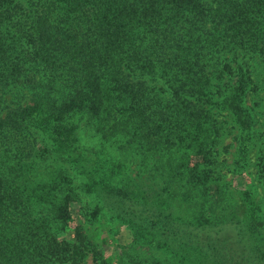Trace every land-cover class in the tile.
Returning <instances> with one entry per match:
<instances>
[{"label":"trees","instance_id":"16d2710c","mask_svg":"<svg viewBox=\"0 0 264 264\" xmlns=\"http://www.w3.org/2000/svg\"><path fill=\"white\" fill-rule=\"evenodd\" d=\"M262 87L264 0H0V264H264L220 151L224 110L246 161ZM80 187L127 257L75 221Z\"/></svg>","mask_w":264,"mask_h":264},{"label":"rangeland","instance_id":"374dc122","mask_svg":"<svg viewBox=\"0 0 264 264\" xmlns=\"http://www.w3.org/2000/svg\"><path fill=\"white\" fill-rule=\"evenodd\" d=\"M21 1L26 2L27 0ZM252 101H256V104L253 105V109L257 122L252 135V143L249 146L246 161L240 162V166H238L236 162V157L238 155L237 147L240 136L238 135V128L233 121L232 115L224 110L220 111V117L224 121V126L226 127L228 134L223 137L220 145V151L221 157L224 158L223 167L225 176L227 178H231L232 185L235 188L250 189L254 199L260 203L262 210L264 211V185L256 178L258 174V159L259 156L264 153V87L258 91V96H254ZM130 166L131 168L134 167L133 165ZM236 168H238L237 171L235 170ZM131 173L135 177V182L152 185V181L149 176L145 179L146 175H142L141 173L138 174L136 169ZM76 183L82 186L78 176H76ZM81 188L82 187H80V201L74 202L71 205L75 221L84 225L86 232L90 235L93 241L104 245L103 252L106 257L110 258L114 262L120 261L123 257H127V255H125L126 251L123 250V247L132 241L131 230L127 226L109 219L107 216L108 214H106L104 210H101L102 214L96 216L95 219L88 218V215H91L92 213L93 207H95L98 203L90 193L82 190ZM139 251L140 253L138 254L144 255L143 257L150 256L148 254V250L145 248ZM152 254L165 259L168 257L167 252L160 250L152 251ZM87 264H94L90 257L87 259ZM207 264L213 263L207 262Z\"/></svg>","mask_w":264,"mask_h":264}]
</instances>
